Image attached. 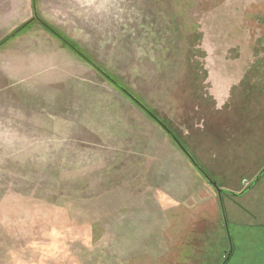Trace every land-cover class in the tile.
<instances>
[{"label": "rangeland", "instance_id": "obj_1", "mask_svg": "<svg viewBox=\"0 0 264 264\" xmlns=\"http://www.w3.org/2000/svg\"><path fill=\"white\" fill-rule=\"evenodd\" d=\"M263 168L264 0H0V264H264Z\"/></svg>", "mask_w": 264, "mask_h": 264}, {"label": "crops", "instance_id": "obj_2", "mask_svg": "<svg viewBox=\"0 0 264 264\" xmlns=\"http://www.w3.org/2000/svg\"><path fill=\"white\" fill-rule=\"evenodd\" d=\"M60 49V48H59ZM53 63V76L47 75V74H42L39 75L40 77L37 78L38 81L43 80L44 82H46V84L42 85L43 90H48V91H57L59 92L57 89H55L56 85L53 84L55 80H59V78L57 77L60 74V60L56 59V62L54 59H52ZM48 62V61H46ZM58 69V73H55V70L57 71ZM56 78V79H55ZM49 83H52L53 85H50ZM40 88V89H41ZM49 97L52 99V108L51 109H43V106L40 105V109H36L35 107V103L33 101V98L31 96L27 97L26 99H28L27 107H30L29 110L25 113V120H27V122L29 123H40L42 124V126H28V129H40V130H49L51 131L52 134H54V132L56 130L60 131L62 129V122L65 124H69L68 126H63V129H69V130H73V129H82V128H86L87 130L89 128L94 129L91 126H88V123L94 122L95 118L94 115L90 114V113H85L84 112H76V111H71V109H69V112L67 111H63V109L60 107L61 106V101H60V96L59 95H52L49 94ZM32 99V100H31ZM39 99H43V102H45L46 96L39 97ZM25 101V100H24ZM131 102V101H130ZM20 104H22L20 102ZM131 104L135 107L137 106L136 104H134V102H131ZM137 108V107H135ZM138 109V108H137ZM138 111L143 115L144 113L138 109ZM144 116V115H143ZM145 117V116H144ZM60 137V136H58ZM182 152V150H181Z\"/></svg>", "mask_w": 264, "mask_h": 264}, {"label": "flooded vegetation", "instance_id": "obj_3", "mask_svg": "<svg viewBox=\"0 0 264 264\" xmlns=\"http://www.w3.org/2000/svg\"><path fill=\"white\" fill-rule=\"evenodd\" d=\"M264 175V168L258 173V175L254 178L253 182L249 185L250 187H246L244 189V191L242 192H239L237 194H232V193H226L225 191H223L222 189H219L220 192L218 193V191L216 190V188H214L216 190V195H217V201H218V204H219V210H220V213L222 214V218H223V221H224V227H225V231H226V236L228 237V234H227V230H226V220L224 218V209H223V196L226 195V196H231L229 194H232V197H235V198H241L243 197L249 190H251L255 185L256 183L262 178V176ZM246 185V182H243V186ZM224 250V249H223ZM226 254V259L227 257L229 258L230 254L232 253V250L231 248L229 247V250L228 251H223L222 254Z\"/></svg>", "mask_w": 264, "mask_h": 264}, {"label": "trees", "instance_id": "obj_4", "mask_svg": "<svg viewBox=\"0 0 264 264\" xmlns=\"http://www.w3.org/2000/svg\"><path fill=\"white\" fill-rule=\"evenodd\" d=\"M35 3V0H32V4ZM23 29V27H21L18 31L20 32L21 30ZM15 33V34H17ZM74 50V49H72ZM99 72V71H98ZM103 75V74H102ZM105 76V75H103ZM107 80L112 84L114 85L118 90H120L122 93H124L132 102H134V104H136L139 108H141V110L147 115L149 116L154 122L158 123L159 124V121L157 120V118L149 111L147 110L145 107H143L134 97H132L129 93H127L122 87H120L117 83H115L113 80H111L109 77H106ZM181 149V147H180ZM183 150V149H181ZM183 153H184V150H183ZM189 158V157H188ZM189 160L191 161L192 165L195 167V169L199 170V168L197 167V165L194 163V161L192 159L189 158ZM227 238V237H226ZM227 240V239H226ZM219 251H220V254L223 253V248L222 247H219L218 248Z\"/></svg>", "mask_w": 264, "mask_h": 264}, {"label": "water", "instance_id": "obj_5", "mask_svg": "<svg viewBox=\"0 0 264 264\" xmlns=\"http://www.w3.org/2000/svg\"><path fill=\"white\" fill-rule=\"evenodd\" d=\"M212 184V186L214 187V188H216V190L218 191V193L220 192V190L218 189V187L216 186V184L215 183H211Z\"/></svg>", "mask_w": 264, "mask_h": 264}]
</instances>
